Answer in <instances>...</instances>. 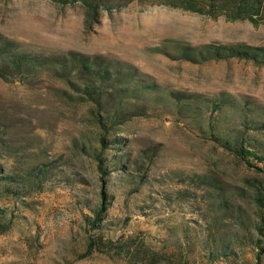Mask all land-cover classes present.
Here are the masks:
<instances>
[{"label": "rangeland", "instance_id": "obj_1", "mask_svg": "<svg viewBox=\"0 0 264 264\" xmlns=\"http://www.w3.org/2000/svg\"><path fill=\"white\" fill-rule=\"evenodd\" d=\"M0 34L35 55H103L158 86L101 107L50 69L0 78V176L46 170L18 197L0 183V264H128L106 250L80 259L91 236L189 245L195 264L256 263L263 163L227 142L264 145V66L193 62L179 46L264 47V26L133 3L86 28L79 4L0 0ZM223 98L233 106L212 105Z\"/></svg>", "mask_w": 264, "mask_h": 264}, {"label": "trees", "instance_id": "obj_2", "mask_svg": "<svg viewBox=\"0 0 264 264\" xmlns=\"http://www.w3.org/2000/svg\"><path fill=\"white\" fill-rule=\"evenodd\" d=\"M51 1L61 6L81 5L84 9L86 28H92L99 24L103 13H111L133 3L166 6L213 19L224 18L232 22L248 21L255 27L264 26V0ZM179 49L185 59L193 62H198L200 59L208 61L239 58L264 66V47L239 43L235 45L206 44L198 48L181 45ZM40 69H50L57 77L66 80L77 92L83 93L89 100L101 107H107L119 98L133 102L142 100V96L146 92H153L158 87L156 83L149 82L148 77L141 74L135 66L108 59L103 55H89L75 51L63 55H35L19 50L15 42L0 34V78L30 77ZM211 103L216 107L218 104L233 106V102L229 98ZM146 107L144 101L139 106L142 111L146 110ZM257 129L264 131V124L258 126ZM227 147L236 152L247 163L251 158L263 163V166L258 167V169L264 172V145L253 146V150H250L244 143L237 145L236 141H228ZM45 173L46 170L43 167H38L28 170L24 175L0 176V183H2L4 192L18 197L22 195V191L25 189L24 183H29L34 178H40ZM259 201L264 209V198L262 197V200ZM100 211L99 214L97 213V217L100 215ZM97 217L96 215L93 216L94 227L99 219ZM262 219L264 221V213ZM0 228H2V232L7 230L3 226L2 220H0ZM259 231L264 234V223ZM126 239L122 236L117 240H104L102 237L91 236L88 238L86 252L79 258L83 259L90 256L97 250L101 252L106 250L108 253L114 252L116 255L122 256L128 264H195L194 261H190L189 257L195 250H192L189 245L183 244L172 250L158 251L153 244L147 241L146 237L129 236ZM259 247H261L260 244L257 248L259 249ZM230 251V248H226L223 250V254L216 256L220 259L224 256L229 257ZM263 252L264 249L262 248L258 250L255 264H260Z\"/></svg>", "mask_w": 264, "mask_h": 264}]
</instances>
